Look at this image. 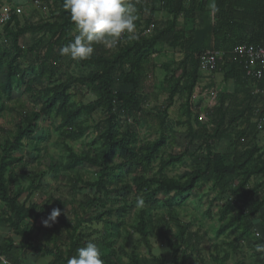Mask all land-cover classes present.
Wrapping results in <instances>:
<instances>
[{"label":"rangeland","instance_id":"1","mask_svg":"<svg viewBox=\"0 0 264 264\" xmlns=\"http://www.w3.org/2000/svg\"><path fill=\"white\" fill-rule=\"evenodd\" d=\"M129 2L135 8L136 29L134 34L125 32L121 37L125 34L128 38L150 35L155 31L160 35L153 45L154 51L142 65L140 88L132 95L143 97L140 109L133 113L128 110L119 112L115 130L117 134L129 132L133 136L130 144L135 151H140L158 136V130L162 127L165 144L150 163L142 167L135 166V171L129 170L128 161L116 156L110 163L113 177L106 180L108 198L103 196L104 205L97 207L96 211L91 209L85 216L82 214L87 208L82 206L92 196H97L94 187H87L86 183L97 179L99 167L83 161L70 168L66 165V159L68 149L76 154H93L100 150V132L105 117L100 108L96 107L79 116L82 132L73 137L62 135L64 128L59 127L60 114L54 110L49 115L41 114L35 122L33 133L25 136L12 151L10 160L13 161L8 165V171L11 170L16 176V186L24 190L20 200L26 206H35L39 215L34 223L42 231L44 228L56 229L64 235L69 227L75 226L83 218L85 221H79L76 229L90 233V240L100 241L101 254L108 255L114 264H172L171 250L166 241L159 239L158 227L149 230V248L140 241L138 215L149 197V190H138V179L134 180L135 177L184 179L198 168L203 170V159L208 153L223 154L225 163H228L233 153L249 149L254 150L253 163H257L259 155L264 159V86L259 85L258 81L245 84L226 82L222 73L214 72L200 62L199 79L187 101L177 94L170 97V87L180 74L179 65L183 58L182 47L177 45L176 36H173L175 32H181L179 36L186 37L191 25L184 22V15L178 14L174 18L158 3L153 8L148 5L149 8L144 9L137 0ZM50 4L51 0H0V15L4 10L8 14V18L0 22V45L7 44L3 36V26L7 20L13 18L11 26L14 28L48 20L52 12ZM147 20L154 23L150 31H145ZM73 34H76V30ZM48 38V34L33 32L21 35L18 39L22 48L20 57L15 61L18 74L12 78L7 91L0 86V152L5 140L20 124L23 114L40 110L44 87L87 71L78 60L70 56H57L56 48L49 50L44 47ZM94 49L95 53L104 50V55L109 56L116 52L114 46L105 44H95ZM47 52L49 58L42 65L41 60ZM126 66L117 63L114 67V89H120V67L126 69ZM68 92L71 96L68 108L97 98L96 92L87 84L72 83ZM220 98H223V104L222 110L218 112ZM243 104H247V109L242 115H236ZM157 116H162L164 120L159 121ZM219 120L222 121L220 124ZM217 124L218 132L215 129ZM178 153L183 154L181 161L163 166L162 162L169 154ZM34 173L40 176L36 181L38 186L31 188L27 178ZM122 183H128L131 191L119 195L115 189ZM237 184L238 177L225 185L204 174L195 187L185 194L157 192L152 196L156 202L146 216L157 225L163 218L162 223H167L165 229L172 238L178 233L173 218L180 223L185 231L181 248L188 255L186 264H262L264 226H258L259 212L251 216V224L244 231L237 223L222 227V222L232 214L249 210V202L264 193V174L253 177L243 188V191L254 189L247 202H242L241 191H233ZM225 207L228 213L222 218ZM2 208L0 202V226L6 228H2L3 240L12 251L21 252L19 246L22 240L7 229ZM53 208H60L61 215L50 227H45L42 220ZM97 211L110 214H104L102 221H87ZM32 221L33 218L24 220ZM68 222L69 226L65 227ZM39 239L42 240L41 237ZM62 243L61 239L56 244L63 250L65 246ZM25 252L30 264H47L51 259L50 255H41L35 250Z\"/></svg>","mask_w":264,"mask_h":264},{"label":"trees","instance_id":"2","mask_svg":"<svg viewBox=\"0 0 264 264\" xmlns=\"http://www.w3.org/2000/svg\"><path fill=\"white\" fill-rule=\"evenodd\" d=\"M48 1V0H47ZM142 8H152L156 3L160 7L165 8L174 18L178 14L189 16L196 10H204L207 0H137ZM52 12L48 20H39L36 23H28L22 27L14 28L11 26V19L7 20L3 26V36L7 44L0 45V86L7 91L12 84V78L18 74V68L15 61L22 52V48L18 44V39L26 33L41 32L48 34V42L44 45L47 49H57V56H60V48L68 44L74 37L75 24L71 21L70 11L63 7L64 0H51ZM211 20L209 14L205 17L209 23L202 26L200 30L190 29L186 37L179 36L175 32L174 36L177 45L182 47L183 55L180 61V74L174 79L170 87L169 96L179 95L185 101L190 97L194 87L199 79V64L201 62V54L206 50L221 52V57L217 58L215 65L211 68L214 72L222 73V77L226 82L234 84H245L248 81H258V84L264 86V75L261 79H255L245 74L243 65L240 64L238 58L231 52L232 49L240 44L263 45L264 44V0H214L211 7ZM154 23L146 21L145 30ZM149 30V31H150ZM195 31L196 33H194ZM159 32H152L150 35H139L131 37L125 34L114 45L116 52L112 55H104V50L84 60H78L80 66L87 68L85 73L81 72L77 76L58 80L42 89L44 98L42 106L38 112H28L23 114L20 124L15 132L5 140L0 152V202L3 204L2 216L7 224V229L11 233L22 240L19 248L22 253L25 250H35L41 255H50L51 259L47 264H67L68 259L75 255L79 247L84 246L87 242H94L101 247L98 240H90V233H85L82 230L76 229L79 221L84 222L85 219H80L75 226L69 227L63 235L56 229L41 228L35 225L34 219L38 217L34 205L26 206L20 197L24 193L22 188L16 186L17 178L11 170L8 171V165L13 161L10 160L11 153L16 149L21 140L33 133L35 122L40 115H49L53 110L56 114L61 115L59 127L64 128L62 135L64 137H73L79 135L82 129L79 127V116L89 113L96 107L100 108L105 113L103 118V126L101 128L100 137L102 145L98 152L93 154L84 153L76 154L68 149L66 165L73 167L80 162L86 161L92 165L99 167L98 177L95 181L86 183L87 187H94L97 196H92L82 208H87L83 211L82 216L87 215L91 209L96 211L97 207L104 205L105 199L108 198L109 190L106 187V180H111L113 171L110 163L116 156L128 161L131 167L130 171H135L136 167H142L150 163L155 157L159 149L165 144V135L163 128L160 127L158 136L151 142L146 143L140 151H135L134 146L130 144L133 136L128 133L117 134L115 127L117 115L122 110L129 112H137L140 109V102L143 97L137 95L133 97V93L139 90L142 82L143 63L153 50V45L156 39L159 38ZM179 38V39H178ZM128 42H125V40ZM44 56L41 60L42 65L47 61L49 56ZM106 54V53H105ZM119 66L127 65L126 70L121 68L120 89H114L113 70L116 64ZM87 84L89 88L96 92L97 98L94 101L86 104H80L73 108H68L69 98L71 97L68 90L71 84ZM129 88V90H128ZM223 98H220L217 111L222 110ZM242 105V104H241ZM246 105V106H244ZM247 104H243L242 108L236 112V115L243 114L247 109ZM223 114V113H222ZM221 115V113H220ZM159 121H163L162 116H157ZM222 121L219 120V124ZM219 124L216 125L217 132ZM254 150L236 151L229 158L228 163H225L223 154L208 153L203 159L204 168L192 171L184 179L158 177H135L138 179V190L148 189L149 197L145 200V205L140 209L137 221V232L140 235V241L146 248L150 247L149 232L150 229L157 228L159 239L166 241L168 248L171 250L172 264H186L188 255L186 250L181 248V243L185 237V231L180 223L175 220V227L178 230L177 236L170 237L165 224L161 222L154 223L146 216L155 204V198H152L157 192H173L176 195L185 194L191 191L199 179L206 174L217 183L227 185L229 181L238 177V184L234 188V192L241 191L242 202H247L248 196L254 191H243V188L255 176L264 174V159L258 156L257 163L252 162ZM182 153L169 154L162 162L163 166L181 161ZM40 174L29 176L28 182L30 187H37V179ZM111 176V178H109ZM109 178V179H108ZM142 183H140V180ZM131 187L128 183H122L121 186L115 189V193L121 195L123 192H130ZM249 201V200H248ZM249 210L244 213L238 212L232 214L229 218L222 222V227H228L238 224L239 228H249L251 224V216L257 214L259 223L258 226H264V193L256 199L249 202ZM222 218L228 213V208L222 210ZM104 214L110 212L97 211L91 215L87 221L97 220L102 221ZM33 218L32 222H24ZM62 218V217H61ZM172 220V221H173ZM69 226V222L64 225ZM39 237H41L40 240ZM62 241L65 248L62 250L56 243ZM86 239V240H85ZM37 242V244H35ZM20 252V255H21ZM0 255L3 256L11 264H17L18 257L14 255L12 249L9 248L4 240L0 241ZM104 264H114L108 255L101 254ZM264 264V260L262 261Z\"/></svg>","mask_w":264,"mask_h":264},{"label":"clouds","instance_id":"3","mask_svg":"<svg viewBox=\"0 0 264 264\" xmlns=\"http://www.w3.org/2000/svg\"><path fill=\"white\" fill-rule=\"evenodd\" d=\"M63 7L70 11L76 34L60 48L61 56L88 59L95 44L114 46L123 33H135L137 16L129 0H64ZM60 215L61 209L53 208L42 220L43 225L50 227ZM67 264H104V261L98 245L89 241L77 249Z\"/></svg>","mask_w":264,"mask_h":264},{"label":"built area","instance_id":"4","mask_svg":"<svg viewBox=\"0 0 264 264\" xmlns=\"http://www.w3.org/2000/svg\"><path fill=\"white\" fill-rule=\"evenodd\" d=\"M38 1V0H36ZM7 11L0 15V22H4L8 18ZM152 25L146 30L149 31ZM145 30V31H146ZM239 60L240 64L245 69L247 76L255 79H261L264 75V44H240L235 46L231 51ZM221 52L213 50H206L201 54V63L205 66L212 68L215 65L217 58L221 57ZM0 264H11L3 256L0 255Z\"/></svg>","mask_w":264,"mask_h":264},{"label":"crops","instance_id":"5","mask_svg":"<svg viewBox=\"0 0 264 264\" xmlns=\"http://www.w3.org/2000/svg\"><path fill=\"white\" fill-rule=\"evenodd\" d=\"M207 1L208 2L206 6L204 7L205 8L204 10L202 9L196 10L193 13L189 14V16H184L185 17L184 22H187V24L191 25L190 29L193 28L194 30H200L202 26L209 23L207 20H205L206 19L205 14L206 15L209 14L210 15L209 21L211 20V16H212L211 7H212L214 0H207ZM193 32L196 33L195 31ZM2 228L6 229L5 227L1 225L0 229ZM3 229L0 230V241H3V236H2ZM14 255L19 258L18 259L19 262L17 264H30V261L28 260V256L26 252L25 254L21 252V255H20V251L17 250V252H14Z\"/></svg>","mask_w":264,"mask_h":264}]
</instances>
